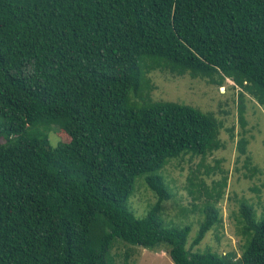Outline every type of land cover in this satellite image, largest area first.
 I'll list each match as a JSON object with an SVG mask.
<instances>
[{
	"label": "trees",
	"instance_id": "1",
	"mask_svg": "<svg viewBox=\"0 0 264 264\" xmlns=\"http://www.w3.org/2000/svg\"><path fill=\"white\" fill-rule=\"evenodd\" d=\"M154 71L228 80L264 106V0H0V264H111L119 244H165L172 264H264V210L245 202L239 255L193 251L220 222L221 192L202 180L189 195L213 201L189 246L190 225L160 220L159 171L220 149L222 123L152 100ZM38 121L69 141L51 146ZM138 177L155 197L142 218L127 208Z\"/></svg>",
	"mask_w": 264,
	"mask_h": 264
},
{
	"label": "rangeland",
	"instance_id": "2",
	"mask_svg": "<svg viewBox=\"0 0 264 264\" xmlns=\"http://www.w3.org/2000/svg\"><path fill=\"white\" fill-rule=\"evenodd\" d=\"M148 76L153 84L152 100L189 105L213 114L222 123L220 149L207 155L204 161L200 156L189 154L171 159L159 171L171 194L160 220L167 227L190 225L189 246L204 218L202 208L213 201V198H207L206 191L213 192L215 186L214 190L221 192V198L216 203L220 222L205 234L193 251H210L220 255L235 250L239 255L244 242L240 234L241 203L252 206L257 220L264 210V106L248 94L241 99L240 88L228 80L220 86L206 79H194L188 74L173 76L154 71ZM240 109L243 111L242 120ZM58 128L56 123L38 121L31 131L42 135L51 146H56L59 141H69L68 136ZM243 140L246 141L244 153L240 150ZM208 170H211L209 175L206 173ZM190 180L196 183L202 180L206 189H199L193 194L196 200L189 195ZM154 202L153 193L143 178L138 177L127 202L128 210L142 218ZM168 248L165 244H158L152 249L119 244L108 258L113 259L111 264H172L167 255ZM127 252L129 257L125 259Z\"/></svg>",
	"mask_w": 264,
	"mask_h": 264
},
{
	"label": "bare ground",
	"instance_id": "3",
	"mask_svg": "<svg viewBox=\"0 0 264 264\" xmlns=\"http://www.w3.org/2000/svg\"><path fill=\"white\" fill-rule=\"evenodd\" d=\"M167 62V61H166Z\"/></svg>",
	"mask_w": 264,
	"mask_h": 264
}]
</instances>
